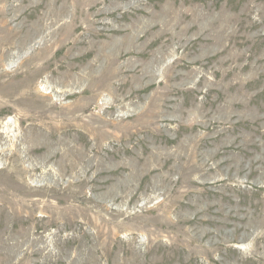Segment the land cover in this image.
Returning <instances> with one entry per match:
<instances>
[{
  "label": "rangeland",
  "instance_id": "374dc122",
  "mask_svg": "<svg viewBox=\"0 0 264 264\" xmlns=\"http://www.w3.org/2000/svg\"><path fill=\"white\" fill-rule=\"evenodd\" d=\"M0 264H264V0H0Z\"/></svg>",
  "mask_w": 264,
  "mask_h": 264
},
{
  "label": "bare ground",
  "instance_id": "6f19581e",
  "mask_svg": "<svg viewBox=\"0 0 264 264\" xmlns=\"http://www.w3.org/2000/svg\"><path fill=\"white\" fill-rule=\"evenodd\" d=\"M92 33V32H91ZM178 92V91H177ZM107 181V180H106Z\"/></svg>",
  "mask_w": 264,
  "mask_h": 264
}]
</instances>
